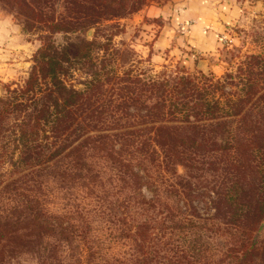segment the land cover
Instances as JSON below:
<instances>
[{
    "label": "trees",
    "instance_id": "trees-1",
    "mask_svg": "<svg viewBox=\"0 0 264 264\" xmlns=\"http://www.w3.org/2000/svg\"><path fill=\"white\" fill-rule=\"evenodd\" d=\"M4 1L48 34L0 96V264H204L199 222L232 237L213 264H251L264 221V52L221 78L163 67L140 79L114 34L86 40L94 23ZM56 33L75 38L57 44ZM103 226L131 252H104Z\"/></svg>",
    "mask_w": 264,
    "mask_h": 264
},
{
    "label": "rangeland",
    "instance_id": "rangeland-1",
    "mask_svg": "<svg viewBox=\"0 0 264 264\" xmlns=\"http://www.w3.org/2000/svg\"><path fill=\"white\" fill-rule=\"evenodd\" d=\"M43 16H63L72 22L94 23L82 34L86 40H91L96 30H101L98 38L101 43L105 42L107 36L112 34L111 43L114 49L129 50L133 53L131 65L132 75L140 79L155 77L163 67L168 71L182 69L188 74L202 73L205 76L213 75L221 78L226 72L234 71L237 62L249 54L264 52V7L258 6L256 0H249L247 4L237 3L241 11L239 17L216 33V48L210 52H196L191 45L181 46L180 50L168 48L164 50L159 59L152 58L153 42L162 31L174 28L176 33L183 34L186 28L192 25L188 21L181 29V19H188L192 0H24ZM72 1L80 2L83 9L72 6ZM187 4V5H186ZM187 6V8H186ZM84 8H88L85 10ZM75 9L76 11H72ZM164 10L162 15H149L158 10ZM14 8L4 0H0V96L3 94L4 86L20 85L25 80L32 66L33 56L41 44V38L47 35L46 28ZM45 14V15H44ZM188 14V15H187ZM179 18V19H178ZM173 23V24H172ZM177 25L175 28L174 25ZM98 28V29H97ZM55 43L64 44L73 41L75 36L71 34H52ZM118 71L128 66L119 67ZM74 71L71 81L78 87L82 75ZM177 172H181L178 169ZM210 179V175L206 176ZM146 194V190L142 189ZM54 207L63 208L64 201L59 197L54 201ZM51 207V208H54ZM97 224L104 223L97 220ZM204 223H198L193 231L198 232L192 238L197 247L199 256L202 253L204 264H213L232 241L228 233L218 234L212 230L204 229ZM210 226V225H206ZM98 236L103 240L102 249L111 256L119 257L121 254L131 252L121 239L116 240L114 231L110 228L101 227ZM253 242L259 254L251 264H264V221L255 231ZM182 243V240H181ZM190 243V242H189ZM22 264H37L34 256L26 254L22 257Z\"/></svg>",
    "mask_w": 264,
    "mask_h": 264
},
{
    "label": "crops",
    "instance_id": "crops-1",
    "mask_svg": "<svg viewBox=\"0 0 264 264\" xmlns=\"http://www.w3.org/2000/svg\"><path fill=\"white\" fill-rule=\"evenodd\" d=\"M249 0H192L190 6V17L181 19V29L188 21L194 23L186 28L183 34L176 33L174 28L162 31L152 45V58L159 59L161 53L168 48L180 50L181 46L191 45L196 52H210L216 48V33L225 28L235 18L239 17L241 11L237 3L247 4ZM258 6L264 7V0H256ZM187 5V4H186ZM187 8V6H186ZM164 10H158L149 15H162ZM187 14V15H188ZM179 19V18H178ZM188 20V21H187ZM173 24V23H172ZM176 28L177 25L175 24Z\"/></svg>",
    "mask_w": 264,
    "mask_h": 264
}]
</instances>
